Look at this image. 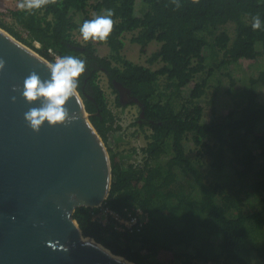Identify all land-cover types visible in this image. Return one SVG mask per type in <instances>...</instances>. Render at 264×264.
<instances>
[{
  "label": "trees",
  "instance_id": "16d2710c",
  "mask_svg": "<svg viewBox=\"0 0 264 264\" xmlns=\"http://www.w3.org/2000/svg\"><path fill=\"white\" fill-rule=\"evenodd\" d=\"M178 3L57 0L31 12L9 9L13 22L0 17V26L51 61L48 47L87 61L79 92L106 144L119 124L99 74L107 77L118 107L126 104L113 80L138 98L127 104L139 109L131 124L145 143L140 156L135 147H108L112 178L102 205L125 217L140 208L148 219L141 230H117L92 219L99 207L78 206L73 217L85 236L138 264H264V99L258 92L264 89V66L237 76L245 61L264 55V0ZM109 8L115 24L107 43L96 42L109 47L100 55L92 41L81 44L75 35L84 20ZM254 16L262 21L260 29L252 28ZM126 32L142 53L158 42L147 64L121 53ZM218 53L214 66H229L226 89L237 97L226 112L217 107L219 79L209 82L215 71L207 65ZM211 170L229 180H213Z\"/></svg>",
  "mask_w": 264,
  "mask_h": 264
},
{
  "label": "water",
  "instance_id": "95a60500",
  "mask_svg": "<svg viewBox=\"0 0 264 264\" xmlns=\"http://www.w3.org/2000/svg\"><path fill=\"white\" fill-rule=\"evenodd\" d=\"M0 60V264H138L85 236L73 217L78 206H100L112 178L81 93L66 105L76 120L34 133L24 113L41 105L25 102L23 81L31 72L48 79L51 61L2 26ZM113 83L120 99L130 93Z\"/></svg>",
  "mask_w": 264,
  "mask_h": 264
},
{
  "label": "clouds",
  "instance_id": "9594fccd",
  "mask_svg": "<svg viewBox=\"0 0 264 264\" xmlns=\"http://www.w3.org/2000/svg\"><path fill=\"white\" fill-rule=\"evenodd\" d=\"M171 2L177 8L180 7L178 0H171ZM192 3L197 4L199 0H192ZM48 4H57V0H19L17 7L20 10L31 12ZM113 16L114 11L109 8L104 9L102 14H97L92 19L84 20L79 28L82 39L85 42L107 43L115 24ZM261 27L260 17L254 16L252 28L256 30ZM4 66V61L0 60V70ZM87 66L85 59L73 55L59 56L54 62L51 61L46 65L50 73L48 79L42 80L36 72H31L24 79L21 92L23 99L28 104L40 101L41 105L38 108H29L24 113V120L34 133H38L45 122L49 127H52L70 124L77 119L75 113L70 114L66 105L70 99L79 94L81 79ZM13 90H15V86H13Z\"/></svg>",
  "mask_w": 264,
  "mask_h": 264
},
{
  "label": "rangeland",
  "instance_id": "374dc122",
  "mask_svg": "<svg viewBox=\"0 0 264 264\" xmlns=\"http://www.w3.org/2000/svg\"><path fill=\"white\" fill-rule=\"evenodd\" d=\"M19 0H0V17L3 18L6 22L12 23L13 19L9 15L8 10L9 9H16L17 4ZM94 15V13H93ZM18 27V26H17ZM19 28V27H18ZM20 29V28H19ZM76 33V32H75ZM130 32H126L124 35V41L125 44L121 50V53L123 54L124 57L138 63H144L147 64L148 62L146 61V57L148 54L154 50L158 44V42H152L149 44L147 47V52L142 53L139 51V45L135 42L130 41ZM75 38L78 42L81 44H85L86 42L82 39L81 34L75 35ZM94 45L96 46V52L99 53L100 55H107L109 53V47L106 44H97L96 42H93ZM221 57V53L216 54L215 56L211 57L209 59V63L207 67L209 69H213L215 71L213 74L211 73L209 79L211 84H215L216 79H219V94H220V99L219 103L217 102V107L218 110L226 112L227 109L231 108L232 105L234 104V100L237 99L236 95H232L231 92H227V78L223 75L224 72L228 71V68L225 65H221L218 68H215L214 63L219 61ZM158 62L152 63V66L155 67ZM243 64L246 66L243 68H240L238 70L237 76H240L241 78H246L250 75H254L257 69L262 68L264 66V55H260L256 57L255 60H247ZM98 83L106 93V95H109L110 92V87L107 81V77L103 75V73H100L98 76ZM241 86V83L238 82L235 84L232 88V91H237ZM258 92L260 93V98L264 99V89L259 88ZM126 105L124 106H119V108L116 107L117 109V115L116 117V124H119V130L114 131V132H109L108 133V144L107 147H112L116 151H124L127 152L130 150V148L135 145H143L144 144V138H143V133L140 132L137 129V126L135 124H131L137 117L139 109L136 105L134 104H127L128 101H123ZM205 105V103H203ZM209 107H206V112H208ZM89 113V112H88ZM208 115V114H206ZM209 116V115H208ZM207 116V117H208ZM137 129L138 134H133L132 131ZM147 130V129H146ZM148 131V130H147ZM137 137V138H136ZM119 138V139H117ZM190 142H187L186 144L189 145ZM257 162H261V158L259 157ZM210 173L213 175V180H222L224 182H227L229 180V177L222 176L221 174L216 175L214 174L213 170L210 171ZM246 197L251 198L252 195L251 193H247Z\"/></svg>",
  "mask_w": 264,
  "mask_h": 264
},
{
  "label": "built area",
  "instance_id": "2783aa9c",
  "mask_svg": "<svg viewBox=\"0 0 264 264\" xmlns=\"http://www.w3.org/2000/svg\"><path fill=\"white\" fill-rule=\"evenodd\" d=\"M35 45L37 47L40 46V44L37 41H35ZM47 52L52 57V62H54L57 57L62 56L58 51H56L52 47H48ZM105 96H106L107 106L109 107V109L112 111V113L114 115H117L116 107L117 108H119V107L115 104V101H114L116 94L112 91V89H110L109 95H106V93H105ZM144 143H145V141H144ZM140 146H142V144L141 145L133 144V146L131 147V148L135 147L137 155H138V150H139ZM138 156H140V155H138ZM98 207L99 208L93 214L92 219L96 220L98 223H100L102 225H107L109 223H113V224H115V227L117 230H132V229L141 230L144 223L148 219L147 214L143 210H141L140 208L134 209L135 210L134 213L132 212L130 215L125 217V216H121L119 213L113 211L112 209H110L106 205L101 204ZM192 264H198V263L193 262Z\"/></svg>",
  "mask_w": 264,
  "mask_h": 264
},
{
  "label": "flooded vegetation",
  "instance_id": "af4514ba",
  "mask_svg": "<svg viewBox=\"0 0 264 264\" xmlns=\"http://www.w3.org/2000/svg\"><path fill=\"white\" fill-rule=\"evenodd\" d=\"M131 95H132V94H131V92H130V93H129V94H127L125 97H122V98H121L122 100L120 99V100H121V102H123V101H126V100H127V101H130V100H131V98H130V97H131Z\"/></svg>",
  "mask_w": 264,
  "mask_h": 264
},
{
  "label": "crops",
  "instance_id": "0c3cea01",
  "mask_svg": "<svg viewBox=\"0 0 264 264\" xmlns=\"http://www.w3.org/2000/svg\"><path fill=\"white\" fill-rule=\"evenodd\" d=\"M151 43H152V42H151ZM151 43H150V44H151Z\"/></svg>",
  "mask_w": 264,
  "mask_h": 264
}]
</instances>
